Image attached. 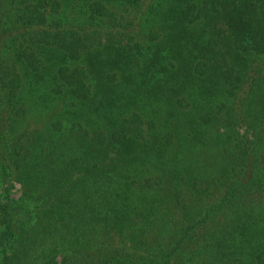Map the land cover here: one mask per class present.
I'll return each instance as SVG.
<instances>
[{"label": "trees", "instance_id": "16d2710c", "mask_svg": "<svg viewBox=\"0 0 264 264\" xmlns=\"http://www.w3.org/2000/svg\"><path fill=\"white\" fill-rule=\"evenodd\" d=\"M0 264H264V0H0Z\"/></svg>", "mask_w": 264, "mask_h": 264}]
</instances>
